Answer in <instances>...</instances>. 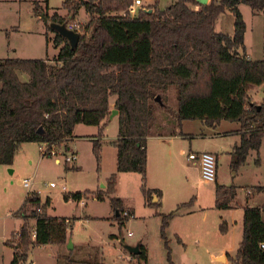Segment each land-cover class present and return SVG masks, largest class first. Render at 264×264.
I'll list each match as a JSON object with an SVG mask.
<instances>
[{"label":"trees","instance_id":"16d2710c","mask_svg":"<svg viewBox=\"0 0 264 264\" xmlns=\"http://www.w3.org/2000/svg\"><path fill=\"white\" fill-rule=\"evenodd\" d=\"M133 0H63L69 12L62 17L56 12L52 22H69L81 8L89 16L85 30L75 48L55 32L52 39L58 52L54 58H0V164L11 165L23 142L64 144L73 139L77 124L99 126L91 139L92 151L99 160L103 123L110 114L109 98L115 96L118 110L116 172H137L140 189L148 206H159L151 193L160 190L146 186L147 137L163 135L152 131L156 122L157 95L170 86L176 90V117L201 119L208 126L221 120L240 123V140L231 152L229 169L235 176L245 163L250 150H255L254 163L259 165L258 151L264 136V98L259 105H250L248 90L264 85V58L251 59L245 51L246 24L238 8L240 3L253 12L264 11V0H175L163 9L158 0L151 11L140 8L130 16L126 9ZM36 16L47 18L41 3L33 0ZM46 4V0H42ZM195 6H198L196 9ZM234 17V30L228 33L215 30V21L225 9ZM92 31L89 36L86 32ZM239 49L242 52H239ZM19 72L27 78L22 79ZM162 101V100H161ZM42 130V132L39 131ZM180 131V130H179ZM181 132V131H180ZM74 168V167H73ZM116 172L105 182V189L96 191L97 199L109 197L119 226L128 217L122 199L115 195ZM249 188V187H248ZM255 191L264 186H251ZM89 190L65 194L80 199ZM237 195L234 184L215 185L214 206L232 207ZM194 198L177 205L168 213H159L160 237L164 242L169 264H174L166 229L180 207L193 203ZM49 199L39 195L26 196L14 212L23 223L5 241L13 248L9 264H21L32 246L64 245L67 241L69 219L47 214ZM129 215V212H127ZM34 219L35 237L30 238L27 220ZM220 229H226L222 222ZM264 203L243 206L242 237L231 260L235 264H264ZM132 255L146 261L147 252Z\"/></svg>","mask_w":264,"mask_h":264},{"label":"rangeland","instance_id":"374dc122","mask_svg":"<svg viewBox=\"0 0 264 264\" xmlns=\"http://www.w3.org/2000/svg\"><path fill=\"white\" fill-rule=\"evenodd\" d=\"M32 1L0 0V56L5 55L9 44L20 53H29L28 48H37L40 42L44 45L39 50L40 57L52 56L55 53L56 50L50 41L46 46L44 35L38 37L33 32L38 20L39 26H43V31H47L49 36L53 35L54 31L48 29L51 15L48 12L47 22L44 18L37 19L33 12ZM38 1L42 4L43 12L48 11L45 10L47 3L50 9L59 12L63 10V0H46V4L42 3V0ZM142 2L151 7L155 4V0H142ZM169 4L170 0H158V7L165 8ZM238 6L246 24V51L251 59H263L264 11L253 12L245 3H240ZM195 8L197 9L198 6ZM64 9L66 13L63 17H67L71 11ZM80 10L82 14L79 16ZM83 13H85L83 8L79 9L71 20L79 22L84 32L89 16L85 13L83 17ZM233 22V14L226 8L218 15L215 30L232 34ZM91 31L90 27L86 35L89 36ZM34 53H38V50ZM23 74L19 72L20 78ZM252 93L255 94L252 104H258L263 96V90L258 89L256 93ZM160 100L162 105L156 108V122L152 125V131L170 134L180 130L185 135L183 141H179L181 147L186 151L189 150V141L202 127L200 119H184L182 124H178L174 86H170L166 93H162ZM229 123L227 120L223 122L228 125ZM105 127L102 133L110 137L117 133L118 122L116 119H108ZM97 132L96 125L80 123L74 127L73 145L78 154L74 163H65L63 156H60V162H56L53 156H43L39 149V142H23L17 149L11 165L0 164V264H9L13 248L5 244V241L11 237L13 231L19 229L22 223V219L14 215V212L28 192L22 184L24 177L32 178L30 188L39 192L42 201L49 199L47 214L69 219L67 235L72 247H68V241L61 246L52 243L33 246L28 252L27 259L21 264H31V261H34V264H169L164 242L159 233L161 222L159 208L145 205V199L139 187V176L135 175L137 176L135 180L132 177H122L119 181L118 189L124 205L129 210H134L135 215L128 216L124 213L126 211L124 209L121 216L128 218L123 225L119 226L109 197L105 196L103 200L97 199L96 191L104 190L105 185H102L112 173L116 172L114 156L107 152L113 150L112 146L107 145L105 148L107 151L103 161L101 157L97 161L93 154L91 137ZM203 143V140L195 139L193 147L201 146ZM187 152L179 154L176 158L171 156L170 161L169 156L167 157L166 165L177 168L170 179L180 189V198L184 201L194 198V203L197 197L198 203L203 207L194 205L193 209L196 210L189 208L187 213L177 217L169 231H166L171 258L174 264H221L211 259L210 252L224 246L230 254L235 255L242 235V218L240 214L235 213L232 218L238 221L235 222L234 227L230 228L229 232L227 228L220 229L227 211L214 206L215 185L234 183L237 186L239 200L243 201L246 195L250 196L255 191L252 189V193L247 194V187L254 183L264 184V142L260 149L261 163L257 165L258 168H253L257 153L251 151L247 158L250 165H246L241 174L237 173L233 177L229 166L220 167L219 165L217 181H206L200 173L197 174L195 170L185 168ZM174 159L178 167L174 165ZM50 181H54L56 186H49ZM62 185L65 186V190L62 189ZM85 190L90 192L83 194L80 199H74L71 195L67 200L64 199L65 194ZM262 199L264 195L256 196L254 202L261 203ZM193 203L187 207H193ZM31 219L27 220V230L30 238L33 239L31 230L34 225L31 224ZM175 231L181 233L183 242L177 239ZM122 239L124 243L131 245L142 241L146 247V261L132 256L123 247ZM229 264L235 263L229 262Z\"/></svg>","mask_w":264,"mask_h":264},{"label":"crops","instance_id":"0c3cea01","mask_svg":"<svg viewBox=\"0 0 264 264\" xmlns=\"http://www.w3.org/2000/svg\"><path fill=\"white\" fill-rule=\"evenodd\" d=\"M174 1L175 0H170V4L173 3ZM159 8L163 9V7H159ZM238 8H239V6H238ZM45 10H48L47 14L49 12L50 15H52L53 12L54 13L56 12L62 17L66 13L64 8H63L62 12H59L58 10L50 9L48 3L46 5V7H45ZM81 14H82V10H80L78 15L80 16ZM85 15L86 14L83 13V17H85ZM36 18L39 19V18H45V17L36 16ZM45 22H47V20H45ZM33 32L38 37H41V35H44L46 46H47V43L49 41L53 44L52 39H53V37L55 35V32L53 33V35L49 36L47 31H43V26H41V27L39 26L38 20L36 22V26H34V31ZM245 34H246V30H245V33H244V45H245ZM43 46H44L43 42L42 43L40 42V44L37 45V48H35V47L28 48V52L29 53H22V52L20 53L19 51L16 50V48L13 47V45L10 46V44H9V46L7 45V49H6L5 55L4 56H0V58L18 57V58H42V59H49V57H50L49 60H51L52 58H54L56 56V54L58 52V48L54 47V45H53V47L55 48L56 51H55V53L52 56L40 57L39 50ZM37 50H38V53H34V52H37ZM245 51H246V45H245ZM239 52L241 53L242 50L239 49ZM246 53H247L248 57L251 58L250 54L247 51H246ZM21 78L22 79H26L27 76L25 74H23L21 76ZM258 89L263 90V96L259 99L260 100L259 102H261L263 100V98H264V85H258V86H253V87H251L248 90V92H247L248 98L251 97L249 99V102L253 101V99L255 98L254 97L255 94L252 93V92L256 93ZM114 101H115V96H111L109 98L110 110L115 108L114 107ZM108 119H110V120L116 119V121L118 122V112H117V114H115L112 117H109V115H108L102 121V123L104 122L103 123L104 124L103 125V132H104V130L106 128L105 126H106V123H107ZM200 121H201L200 123H201L202 127L200 128V130L197 133H195V136L193 138H191V140L189 141V150H187V151L188 152L208 151V152L213 153L215 155V157H216V179L215 180L217 181L218 178H219V165H220V167L223 166V165H224V167H228L229 166V163H230V160H231V152L233 150V147L240 140V133H239L240 123L237 122V121H229L230 123H234V124H230L229 123V125H228V124H223V122L226 121V120H221L219 123H216L213 126H208L207 124L204 123L203 120L200 119ZM181 124H182V121H181ZM231 125H233V126H231ZM97 127L99 128V126H97ZM95 135L96 134H93L91 139ZM116 137H117V133H115V135H111L110 137H108L106 135H103V133H102V141H101V149H100V157H101V161H103V156H105V152L107 151V150H105L107 145H110V146L113 147L112 148L113 150H109L107 152L110 153V154H113L115 168H116V153H117V150H116V147L111 143V141H113ZM184 138H185L184 133L180 132L178 130H176V132H173V133H170V134L149 135L147 137V144H146V150H147L146 186H147V188H151V189L155 188V189L160 190L159 196L155 192L151 193L152 201L159 203V206H157L159 208L158 213H168L171 210H174L177 207L178 204H180L182 202H186V201H184V199L179 197L180 189L178 187H176L175 184L172 182V179H170L173 176V174H174V172H175V170L177 168L168 166V164L166 165V160H167L168 156H169V161H170L171 160V156L176 158V156H179V154H181V155L182 154H186V152H187L186 149L182 148L181 147V142H179V141H183ZM195 139H201V140H203L204 143L201 144V146H196L195 145V147H193L194 146L193 145V141H195ZM73 142H74V139L69 140V141H67V145H68V147L71 150L74 149L76 151V149H75V147L73 145ZM263 142H264V136L261 139V145H260V148H259V151H258L259 161H260L259 165L261 163L260 149H261V146H262ZM251 151H255V150H250L248 155L250 154ZM75 153L77 154V151ZM77 157H78V154H77ZM247 158H248V156H247ZM247 158H246L245 163L239 168V170L237 172L238 174H241V172L243 171L244 167H246V165H250V162H248ZM185 159L187 161V163L185 162V166H186L185 168L193 169V170H195V172L197 174H199L200 173L199 163L197 161L188 160L187 159V155H186ZM174 165L176 166L175 159H174ZM176 167H178V166H176ZM249 167H252V166H249ZM253 168L256 169V168H258V166L254 163L253 164ZM135 175L139 176V179H140V181H139L140 183L139 184L141 185V176H140L139 173H137V172H116V179H117V181H116V196L119 195L118 197H120L122 199V197H121L122 195L119 193V189H118L120 179L122 177L123 178L132 177V179L135 180V177H137ZM238 176L236 178H238ZM218 184H221V183H218ZM222 184L223 185H227V184H224V183H222ZM231 184H234V183H231ZM104 185H105V183H104ZM228 185H230V184H228ZM257 185L264 186V184H261V183H254V184L250 185L249 188L251 186H257ZM31 190L35 191L34 189H31ZM35 192L39 195L38 191H35ZM259 195H264V190L254 191L250 196L246 195L245 199H243V201H240L239 200V196H238V191H237L235 202L232 205V207L227 208V209H222V210L227 211L226 212L227 214H226L225 219H224V222H226V228L228 230L227 232H229L230 228L232 229L234 227L235 222L238 221V220H235V219L232 218V215H234L235 213L238 214V215L239 214L241 215V218H242L241 224L243 226V206L245 205L246 202L249 205H251V206L261 205V204L264 203V199H262L261 203H257L256 204L254 202L256 196H259ZM25 197H26V195H25ZM39 197H41V196H39ZM24 199H23V202H24ZM122 202H123V200H122ZM22 203H21V205H22ZM194 205L195 206H199L200 208L203 207V206L200 205V203H198V198L197 197H196V199H195V201H194V203L192 205L193 207H187V206L180 207L178 209L177 213L170 219L166 231L167 230L169 231L173 221L177 217H179L180 215L185 214V212L187 213V210L189 208H192L190 210H196V209H193V208H195ZM123 207H124V209L127 212H129V215L132 214L133 216H135L134 215V210H132V211L129 210L128 207L124 205V202H123ZM30 222H31L32 225H34L35 220L31 219ZM22 223H23V220H22ZM13 232H15V231H13ZM174 234L177 236V239L180 242H183L181 233L175 231ZM241 237H242V235H241ZM67 241H68V235H67ZM139 243H140V245L141 244L144 245L142 243V241H139ZM13 251H12L11 259H12V256H13ZM233 256L234 255L230 254V252L224 246L217 248L216 251L210 252L211 259L214 260V261H217L218 263H221V264H229V262H233L231 260V257H233ZM221 257L223 259H221ZM30 263L34 264V261H31Z\"/></svg>","mask_w":264,"mask_h":264},{"label":"built area","instance_id":"2783aa9c","mask_svg":"<svg viewBox=\"0 0 264 264\" xmlns=\"http://www.w3.org/2000/svg\"><path fill=\"white\" fill-rule=\"evenodd\" d=\"M140 8L149 10L148 6L144 5L142 0H133V2L127 7L126 11L130 16H135L137 15ZM65 25L68 29L74 30L79 34L83 32L81 28L82 26L79 22L70 20L69 22H65ZM39 149L43 156L49 155L55 157L56 162H60V156H63L65 163H74L77 159V154L75 153V151L71 150L68 146H64V144H48L46 142H42L39 145ZM187 159L191 161H197L199 163L200 175L204 180L214 181L216 179V157L213 153L208 151L188 152ZM22 184L25 188L28 189L26 196L32 197L36 194V192L32 191L30 188L32 184L31 177H24L22 179ZM48 185L54 187L56 186V183L54 181H50ZM61 187L63 190L66 189L64 185H62ZM246 193H252V188H247ZM124 213L127 214V211H125ZM31 235L33 238L35 237L34 226H32ZM259 246L261 248H264V241H261L259 243Z\"/></svg>","mask_w":264,"mask_h":264},{"label":"water","instance_id":"95a60500","mask_svg":"<svg viewBox=\"0 0 264 264\" xmlns=\"http://www.w3.org/2000/svg\"><path fill=\"white\" fill-rule=\"evenodd\" d=\"M199 3L201 4H207L208 3V0H197ZM149 12L151 11L150 9L148 10ZM44 20H47L46 18H44ZM49 25L52 29H54L55 31H57L60 35H62L63 37H65L69 44H70V47L71 48H75V46L77 45L78 43V40H79V37H80V34L74 30H71V29H68L65 25V23H58V22H49ZM155 101L159 102L160 104L162 103L161 100H160V96L157 95L155 97ZM249 104L251 105L252 102H249ZM257 106V108H259V105L255 104ZM118 110L116 108H113L110 110V114H109V117H112L114 116L115 114H117ZM40 132H42L41 129H39ZM104 186V184L102 185ZM122 244H123V247L132 255H137L141 252V249H140V243H136L135 245H131V244H127V243H124L123 242V239L121 240ZM68 247L71 248L72 247V244H71V241L69 240L68 241Z\"/></svg>","mask_w":264,"mask_h":264}]
</instances>
